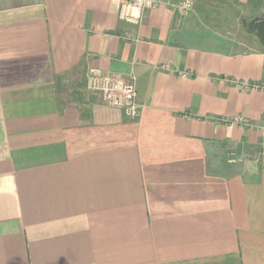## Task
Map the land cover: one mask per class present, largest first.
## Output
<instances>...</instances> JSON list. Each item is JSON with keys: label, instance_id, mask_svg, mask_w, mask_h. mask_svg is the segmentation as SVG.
Returning a JSON list of instances; mask_svg holds the SVG:
<instances>
[{"label": "crops", "instance_id": "1", "mask_svg": "<svg viewBox=\"0 0 264 264\" xmlns=\"http://www.w3.org/2000/svg\"><path fill=\"white\" fill-rule=\"evenodd\" d=\"M124 1L0 0V264H264V0Z\"/></svg>", "mask_w": 264, "mask_h": 264}, {"label": "built area", "instance_id": "2", "mask_svg": "<svg viewBox=\"0 0 264 264\" xmlns=\"http://www.w3.org/2000/svg\"><path fill=\"white\" fill-rule=\"evenodd\" d=\"M157 0H125L121 5L120 17L128 22L140 25L143 20L144 10L148 7L154 8ZM183 12L190 11L192 3L190 1H183L179 4ZM92 88L100 91L104 100L110 105L120 107L123 113L129 118H135L139 112V106L135 103L136 91L132 83H124L120 77L115 78H93ZM246 89L256 90L257 84H247ZM244 119L240 118L239 122ZM262 161H264V128L261 141V149L258 152ZM237 158H232L229 163H235Z\"/></svg>", "mask_w": 264, "mask_h": 264}, {"label": "water", "instance_id": "3", "mask_svg": "<svg viewBox=\"0 0 264 264\" xmlns=\"http://www.w3.org/2000/svg\"><path fill=\"white\" fill-rule=\"evenodd\" d=\"M246 33L254 36L258 43L264 47V15L256 16L248 22H243Z\"/></svg>", "mask_w": 264, "mask_h": 264}, {"label": "rangeland", "instance_id": "4", "mask_svg": "<svg viewBox=\"0 0 264 264\" xmlns=\"http://www.w3.org/2000/svg\"><path fill=\"white\" fill-rule=\"evenodd\" d=\"M256 16H261V14L259 15H256L254 13H248L247 10H245L242 15L239 16V21L238 23L236 24V31L233 30L232 32V36L235 38V39H238L240 36H244V37H254L248 33H246V28L243 27V22H248L250 21L251 19H253L254 17ZM255 38V37H254ZM256 39V38H255ZM257 40V39H256Z\"/></svg>", "mask_w": 264, "mask_h": 264}]
</instances>
